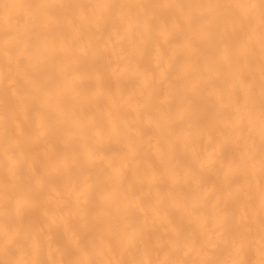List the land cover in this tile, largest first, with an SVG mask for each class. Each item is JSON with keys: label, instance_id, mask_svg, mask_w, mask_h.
<instances>
[{"label": "bare ground", "instance_id": "1", "mask_svg": "<svg viewBox=\"0 0 264 264\" xmlns=\"http://www.w3.org/2000/svg\"><path fill=\"white\" fill-rule=\"evenodd\" d=\"M0 264H264V0H0Z\"/></svg>", "mask_w": 264, "mask_h": 264}]
</instances>
